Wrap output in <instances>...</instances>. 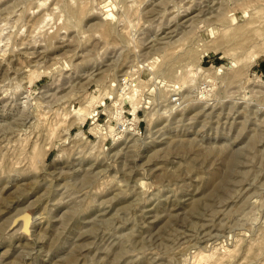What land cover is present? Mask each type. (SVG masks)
<instances>
[{
  "label": "rangeland",
  "instance_id": "1",
  "mask_svg": "<svg viewBox=\"0 0 264 264\" xmlns=\"http://www.w3.org/2000/svg\"><path fill=\"white\" fill-rule=\"evenodd\" d=\"M0 264H264V0H0Z\"/></svg>",
  "mask_w": 264,
  "mask_h": 264
},
{
  "label": "built area",
  "instance_id": "2",
  "mask_svg": "<svg viewBox=\"0 0 264 264\" xmlns=\"http://www.w3.org/2000/svg\"><path fill=\"white\" fill-rule=\"evenodd\" d=\"M127 81V78L126 77H123L122 79V83L125 84ZM111 98V97H110ZM125 105V104H124ZM139 110L137 109L136 110V113L138 114ZM105 116V113H101ZM109 116V117H108ZM121 116L123 117V122L122 121H119L117 119H115L114 117L110 116V115H107L105 116V120H104V123L103 124H100L98 122L99 118H100V114H97L95 116L94 119H92V124H98L100 125V129H101V135L102 136H106V137H109V138H112L113 140L119 138V136L121 134H125L127 132V128L129 126V124L131 123V120L133 118V115L132 113H130L129 111H127L126 113L123 112V114H121ZM108 117V118H107ZM107 118V119H106ZM115 120V126H113V128L111 130H108L107 128V125L111 123V120ZM137 125H136V128L138 130V132H140L141 128H140V124H139V121L136 122ZM130 132V131H129Z\"/></svg>",
  "mask_w": 264,
  "mask_h": 264
},
{
  "label": "bare ground",
  "instance_id": "3",
  "mask_svg": "<svg viewBox=\"0 0 264 264\" xmlns=\"http://www.w3.org/2000/svg\"><path fill=\"white\" fill-rule=\"evenodd\" d=\"M76 114H77V116H83L85 113L84 112H81V111H76ZM86 116V115H85ZM116 117H118V115L116 114L115 115ZM118 120L119 121H123V117H122V119H120V118H118ZM98 130V133H100V135H101V129L99 128V129H97ZM108 130H109V128H108Z\"/></svg>",
  "mask_w": 264,
  "mask_h": 264
}]
</instances>
